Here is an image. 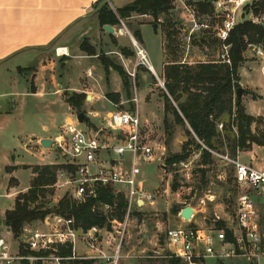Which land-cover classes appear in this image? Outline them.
<instances>
[{"label":"rangeland","instance_id":"rangeland-1","mask_svg":"<svg viewBox=\"0 0 264 264\" xmlns=\"http://www.w3.org/2000/svg\"><path fill=\"white\" fill-rule=\"evenodd\" d=\"M179 1L191 8L196 2H200L201 0ZM179 1L172 0L173 11L171 17L174 21L181 22L183 11L181 10ZM123 22L127 31L132 35H134V30H138V41L134 40L144 49L149 64L156 74L160 75L163 63L161 52L162 35L159 29L156 32L154 31L152 17L145 18L141 16V18H138L134 22L126 19ZM115 28L118 31L121 29V25H117ZM117 41L123 47H127L126 50L130 56L127 58L130 60V64L128 65L129 72L124 71L129 84V100L126 101L122 80L116 72H112L107 76L105 74L102 75L103 73L100 74L101 79L98 86L104 89L105 95L119 92L120 98L116 103V107L124 111L131 110L132 104L130 101L133 98L135 88L139 99L140 136L143 143L153 149L151 160L140 159L138 163L140 170L139 180L143 182L146 193L152 196L153 203L130 215L125 227L122 244L120 245L121 258L119 264H168V249L165 243V233L168 229L177 227L189 228V226L199 229H220L222 227H218L217 225L219 222L224 225L230 220L235 200V186L233 182L228 184L227 180L233 177V174L230 172L231 167L228 163L213 156L214 164L209 168L208 174L210 183L205 190L199 191L194 189L198 183V175L194 174L198 153L193 152L187 161L175 166L173 172L165 169L164 158L180 153L182 144L188 140L185 133L187 126L177 125L171 112H164V100L161 95L164 91L154 75L145 67H138L134 70V48L127 35L124 34L118 37ZM94 51L95 56H97L95 49ZM204 51L197 47H191L190 58L192 57L193 62L214 60L216 58L217 52L207 51L203 53ZM202 54H206L207 56L204 57ZM54 55L55 51L53 54L42 58L43 65H51L52 59L57 60ZM98 57L108 61L111 60L110 62L116 63L115 65L120 64L115 59H108L102 52L99 53ZM22 60L15 59L3 65L1 69H9L12 72L11 74H5L4 69H2L0 76L20 78L21 76L15 72L14 66L22 63ZM166 61L164 59V62ZM100 64V60L99 62L97 60H89L85 61L84 65L77 69L63 70L59 62L54 61L52 72L48 71L47 67V69H44L42 75L43 79L48 80L47 86L51 80L50 75H52V81L55 82L56 86L65 79L76 83L77 78H80L78 76L79 72H82L83 75L79 80V83L82 84L87 79L86 73H84L86 68H97ZM262 65L255 64L253 67H250V72L245 70L241 72L242 83L252 88L255 94L260 97L256 99L255 96H252L256 100L247 103L246 109L250 113L260 116H264V69L261 70ZM101 68L103 67L101 66ZM101 71L104 70L101 69ZM92 73L99 76L98 72L96 73L92 70ZM129 73H134V78L129 77ZM29 75H22L27 83L30 78ZM66 75L67 77H65ZM160 81L163 83L161 78ZM27 83L20 82L19 88L14 89L18 93L15 99L10 97L2 101V104H4L3 111H11L12 115L7 120L0 118V215L12 208L14 204L12 196L14 193L17 195V193L28 188L33 168L63 164V157L53 146L43 149L36 140L40 137H53L57 135L60 128L67 123V117H70V121H74L75 112L73 110L68 112L66 106L59 100V97L52 94L55 88H48L46 86V90L49 89L47 91L48 95L46 94L43 98H33L31 95L25 94V91L28 93V89L30 90L29 86H32V83H29V85ZM92 84L95 86V83ZM239 88H241L240 85ZM6 90L10 91L9 86H6ZM246 93L243 91V94ZM144 94H147L145 98L147 107L145 108L142 101ZM65 97V95H62V101L64 100V102ZM14 101L17 105L15 110H13ZM82 111L88 123L80 124L81 129H86L87 125H90L92 128L104 129L107 126V115L112 111V108L108 101L103 99L96 101L92 105L87 104L86 107L82 108ZM164 118L168 121L169 133H165ZM44 127H47L49 131L45 132L43 130ZM260 129L264 131L262 126H260ZM252 130H254V127ZM253 148L256 147L253 146ZM223 154V156H228L227 151ZM126 159H129V157H126ZM240 161L252 165L255 169L262 170L264 169V149L257 150L255 153L242 155ZM7 169H12L11 173H7ZM175 174L177 175L179 188L176 192H172L171 184ZM229 174L231 175L229 176ZM10 179L15 180L17 184L15 187H12L13 184L9 183ZM58 179L62 182L64 180L60 177ZM56 190L53 199L58 201L65 195L66 189L61 188ZM226 201L229 203H226ZM259 205H262L259 206V210L261 231L264 233L263 199H259ZM186 207L192 208L195 211V217L191 224L180 218V212ZM216 216L220 218L219 222L216 221ZM0 227H3L1 223ZM38 228L42 229L44 227L39 225ZM111 233L113 235L103 236V247L108 254H111L115 246L119 244L117 236L112 231ZM1 237L7 239L13 250H16L18 246L17 241H14L11 236H7L4 232H2ZM206 264H214V262L209 260Z\"/></svg>","mask_w":264,"mask_h":264},{"label":"built area","instance_id":"built-area-1","mask_svg":"<svg viewBox=\"0 0 264 264\" xmlns=\"http://www.w3.org/2000/svg\"><path fill=\"white\" fill-rule=\"evenodd\" d=\"M260 2L264 0H213L212 16L199 18L192 8L179 1L183 11L180 22L183 55L179 64L196 63L190 58L192 36L200 31H210L220 42L213 63L230 66V46L224 42L229 33L245 21L264 28V14L254 15L252 10ZM143 17L150 18L149 15ZM119 23L122 33L118 34L127 35L134 48V70L145 67L154 75L144 49L130 36L121 20ZM247 48V52L263 64V70L262 46L248 45ZM62 51L65 50L56 49L55 54L66 56V52ZM128 75L134 78V73ZM133 93L130 101L133 109L112 110L107 115V126L104 129L87 125L83 130L74 114V121L68 118L58 135L52 139V146L63 157L61 165L72 169L58 173L54 188H65L67 197L77 205L95 199L98 189L111 188L114 196L124 199L125 214L122 222H109V233L106 231L107 226L102 230L91 228L84 231L75 225L73 219L54 216L48 229L25 228L17 240L16 250L0 237V264H119L120 245L130 215L153 203L152 196L146 193L143 182L139 180V160H151L153 149L141 139L139 99L135 88ZM260 126L264 128V117L260 118ZM217 127L219 130L222 128L221 125ZM210 153L233 169L236 194L230 220L220 229L192 226L168 229L165 233L168 257L178 259L183 264H206L209 260L214 264H264V233L261 231L259 210V206H262L259 205V199L264 200V169H255L240 162L239 154L231 159ZM58 177L63 178V182ZM99 210L107 214L112 208L100 205ZM194 214L195 211L189 224ZM215 218L219 222L220 218ZM111 231L117 236L119 244L108 254L103 247V236L113 235ZM19 247L29 254H20ZM60 249H69L70 254L58 255Z\"/></svg>","mask_w":264,"mask_h":264},{"label":"trees","instance_id":"trees-1","mask_svg":"<svg viewBox=\"0 0 264 264\" xmlns=\"http://www.w3.org/2000/svg\"><path fill=\"white\" fill-rule=\"evenodd\" d=\"M212 2L213 0H201L191 8L199 18L211 17ZM96 7L95 15L100 28L120 25L119 20L124 21L131 14L149 15L153 19L154 31L159 29L163 37V55L167 60L163 65L161 76L165 90V93L161 94L164 100L163 108L165 113L171 112L177 125L187 126L185 133L188 138L182 144L180 153L164 158L165 169L173 172L174 167L187 161L193 152L198 153L194 171V174L198 175V183L194 189L202 191L210 183L209 168L214 164V158L210 152L224 155L223 153L227 151L228 157L234 159L237 154L248 152L253 146L264 147V131L260 129V119L248 116L241 101L234 99L236 90L239 88L238 70L245 62L247 46L261 45L264 49L263 27L245 21L229 33L224 43L230 46L228 52L230 66L213 63V60L180 65L179 62L183 55L181 23L174 21L171 17L172 0H134L127 8L119 9L115 13L106 3ZM252 10L254 15L264 14V2L257 3ZM132 36L138 41V32H134ZM219 46L220 42L213 37L210 31H200L191 39V47L205 50L203 53L207 51L215 53ZM80 50L90 57L96 55L88 40H83ZM119 53L126 59L130 57L125 48ZM98 60L106 76L109 70L120 76L126 100H129V84L124 70L104 58L98 57ZM23 71L30 72V69ZM65 96V103L70 110H73L76 115L84 114L82 111L86 100L84 94L72 93L65 94ZM105 98L116 104L120 96L107 94ZM131 109H133L132 106ZM163 124L165 133H169L166 118L163 119ZM218 125L222 126L221 130H218ZM253 127L254 130H252ZM11 171L12 169L6 170L7 173ZM69 171L72 169L61 164L32 169L28 188L25 192L16 195L12 209L6 211L3 216V225L9 230L14 241L19 239L25 228H38L37 225H42L46 218L51 219L54 216L73 219L75 225L84 231L91 228L102 230L113 220L122 222L125 214L124 199L121 196H114L111 188L98 189L97 197L82 205H77L66 194L53 203L57 175L59 172ZM230 172L233 174L232 167ZM231 182L234 185L233 177L227 180L228 184ZM9 183L13 184L12 187L17 185L14 179H10ZM178 188L175 174L171 191L176 192ZM235 194L234 190V196ZM226 203L229 202L226 201ZM100 205H108L112 211L104 214L99 210ZM217 225L218 227L224 226L220 222ZM19 251L22 255L29 254L22 247H19ZM69 254V249H60L58 252L61 256ZM81 264L92 263L82 262ZM168 264L183 263L178 259L169 258Z\"/></svg>","mask_w":264,"mask_h":264},{"label":"crops","instance_id":"crops-1","mask_svg":"<svg viewBox=\"0 0 264 264\" xmlns=\"http://www.w3.org/2000/svg\"><path fill=\"white\" fill-rule=\"evenodd\" d=\"M133 1L134 0H0V71L4 69L5 74H11L12 70L5 68L1 69V67L12 60L23 59L22 63L14 66L15 72L21 76L20 78L0 76V90H2L0 91V118L7 120L12 115L11 111H3L4 104H2V101L10 97L15 99L18 93H16L14 89L19 88L20 82L27 83L26 79H24L22 75L25 76L26 74H30L27 84L29 85V83H32V86H29L30 90L28 89V93L25 91L26 95H31L33 98H43L47 94V91L49 90H46L48 80L43 79L42 73L44 69H47V67L48 71L52 72L54 61L59 62V65L63 70H73L83 66L85 61L97 60L99 62L98 55L102 52L105 57H108V59H115L116 61H119L120 64L117 65H119L124 71L129 72L128 65L130 64V60L124 58L119 53L123 48L126 49L127 47H123L117 41L118 37L123 35H119L117 28L115 27H112L114 29V33L112 35L106 34L102 28L98 26L95 15V7H98V5L102 3H106L115 13L119 9L127 8ZM138 18H141V16L132 14L131 17L126 20L134 22ZM123 25L125 27L124 22ZM134 32H138V30H134ZM129 34L133 38L130 32ZM83 40L89 41V44L96 50L97 56H87L80 50V45ZM56 49L65 50L67 55L57 56L55 54L54 56L57 60L52 59L50 63L51 65L44 66L41 59L47 55L53 54ZM161 52L163 57L161 74L157 75L155 70L150 65L153 70L154 77L159 84L162 83L160 78L162 76L163 65L165 64L163 55V37L161 41ZM192 60L193 59L191 57V61ZM255 64H260V62L247 52L245 62L238 70L239 85L243 91L247 92L246 94H242L240 101L245 113L248 116L260 119L264 116L254 115L246 109L247 103L260 97L255 94L252 88H249L247 85L242 83L241 76V72H244L243 70L250 72V67H253ZM29 69L30 72L23 71ZM101 69L103 68H101L100 64L97 68L87 67L85 72L82 70L86 73L87 77L86 81L82 84L79 83V80L83 75L82 72H79L78 76H80V78H77L76 83H73L69 79H65L56 86L55 82L52 81L53 76L50 75L51 80L47 87L55 88V91L52 94L59 97V100L66 106L68 112H71V110L64 100L62 101V95L72 93L84 94L89 97V100H85V107L87 104L92 105L93 103H96V101L104 99L108 101L110 107L114 110L117 108L116 104L106 99L105 96L107 94L105 95L104 89L98 86L101 79L100 74H105V72L101 71ZM92 70L96 73L98 72L99 76L92 73ZM112 72L114 71L109 70L108 75ZM65 77H67V75ZM92 83H95V86ZM106 85L109 86L108 84ZM6 86H9L10 91L6 90ZM162 89L165 93L164 87ZM111 94L120 96L119 92ZM146 95L147 94H144L142 98L144 108L147 107V101L145 99ZM252 96H255L256 99H253ZM13 105V110H15L17 106L15 101ZM68 118L70 117H67V119ZM43 130L45 132L49 131L47 127H44ZM57 135H54L53 137H40L36 140V142L39 143V141L43 139L52 141V139ZM262 149H264V147L253 148L251 151L241 153L240 157L249 153H255V151ZM25 191L26 189L23 190L22 193ZM56 191L57 190L55 189V192ZM15 195L16 194L14 193L12 197L15 198ZM56 202L57 201L53 199V203ZM4 213L0 215V223L3 226L0 227V232L2 231L7 236H10L9 232H7V229L3 225ZM50 221V218L45 220L44 226L42 225L44 228L42 229H48ZM38 226L39 225H37V227Z\"/></svg>","mask_w":264,"mask_h":264},{"label":"water","instance_id":"water-1","mask_svg":"<svg viewBox=\"0 0 264 264\" xmlns=\"http://www.w3.org/2000/svg\"><path fill=\"white\" fill-rule=\"evenodd\" d=\"M102 30L108 35H112L114 33V29L110 26H103ZM118 33H122V31L118 30ZM160 86L161 88H163V85L161 83H160ZM242 94H243V90L241 88H238L235 93V98H237L238 100H241ZM86 100H89V97L86 96ZM76 120L79 124L87 123V119L85 115L82 113L76 115ZM39 144L43 149L52 147V141L48 139L40 140ZM193 212L194 211L192 208L186 207L180 212V218L185 222H189L192 219ZM106 231L108 233L110 232V224H107ZM7 232H9L8 229H7Z\"/></svg>","mask_w":264,"mask_h":264},{"label":"bare ground","instance_id":"bare-ground-1","mask_svg":"<svg viewBox=\"0 0 264 264\" xmlns=\"http://www.w3.org/2000/svg\"><path fill=\"white\" fill-rule=\"evenodd\" d=\"M62 52H65V51H62Z\"/></svg>","mask_w":264,"mask_h":264}]
</instances>
